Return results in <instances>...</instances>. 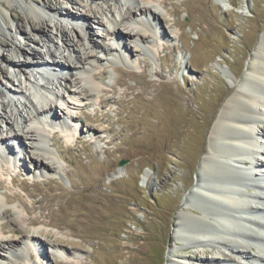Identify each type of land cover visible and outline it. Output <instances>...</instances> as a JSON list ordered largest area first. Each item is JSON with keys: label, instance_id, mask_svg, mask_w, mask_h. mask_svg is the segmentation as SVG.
<instances>
[{"label": "rangeland", "instance_id": "374dc122", "mask_svg": "<svg viewBox=\"0 0 264 264\" xmlns=\"http://www.w3.org/2000/svg\"><path fill=\"white\" fill-rule=\"evenodd\" d=\"M0 1L5 5L0 6V23L7 21L10 26L0 29L2 89L12 82L18 84L20 78L19 69L4 54L23 63L25 74L41 83L45 80L41 74L48 76L55 70L70 76L56 65L46 72L34 66V55L20 53V47L35 48L49 64L62 58L67 67L76 53L65 42L66 37H55L56 25L83 52L88 36L105 39V27L97 20L108 21L110 8L117 10L120 4L116 0H28L29 5L24 6L14 0L10 7L8 0ZM51 1L56 4L54 9L63 8L65 14L59 16L44 7ZM161 2L160 21L167 36L145 43L126 40L135 65L112 55L88 72L95 89L83 85V92H89L82 105L68 97L72 104L71 108L64 106L65 111L75 114L76 123L92 124L94 131L86 128L73 140L75 129L54 132L50 130L59 126L48 125L45 144L53 153V159L48 160L54 167L52 173L26 169L24 163L30 166V158L39 156V151L28 147L27 140L11 142L20 152L18 156L13 151L17 156L8 161L13 162H0V199L5 203L0 210V231L2 224L8 223L25 233L14 230L1 238L16 237L24 244L28 239L24 235H39L45 256L38 254L40 245L20 242L0 248V264H167L168 259L185 258L191 264H227L217 260L218 247H210L217 246L216 242H203L197 248L179 239L177 215L184 212L190 225L202 217L183 201L192 189L201 157L208 151L216 114L234 93L235 76L244 75L264 33V0ZM45 19L49 23L42 27ZM18 22L23 24V32L16 29ZM30 22H36L38 29L33 30ZM128 27L124 28H132ZM6 39L9 45L2 44ZM22 83L24 93L34 98L25 75ZM10 96L14 95L6 93V102ZM57 109L64 117V111ZM14 127L21 128L19 123ZM257 155L264 158L260 152ZM256 156L250 157L256 161ZM238 163L242 172L245 161ZM251 183L256 186L259 180ZM243 190L248 193L246 187ZM32 218L39 220L32 223ZM58 241L66 245L68 255L62 253ZM25 249L27 258L22 256ZM255 249H251L253 255L264 256ZM236 261L250 264L243 257Z\"/></svg>", "mask_w": 264, "mask_h": 264}, {"label": "bare ground", "instance_id": "6f19581e", "mask_svg": "<svg viewBox=\"0 0 264 264\" xmlns=\"http://www.w3.org/2000/svg\"><path fill=\"white\" fill-rule=\"evenodd\" d=\"M17 1L21 5H29L28 0ZM116 1L120 2L121 5H118L119 8L115 9L116 11H112L110 8L111 15L108 21L97 20L98 24L105 27L104 38L111 42H106L105 39H95L90 35L87 38L88 47L81 52L74 47L73 39L65 34L64 29L56 25L57 34L55 37H62V39L66 37L64 38L65 42L76 53L72 56L73 60L67 67L62 58L54 59L53 63L49 64L50 62L46 57H43L35 48L31 47L28 51L20 47V53L34 55V66L41 67L46 72L52 70L53 66L50 65H56L60 69L65 68L70 72V76L65 74L64 76L61 73L59 75L55 73L56 70L50 72L47 76L41 74V71L40 74L45 79L41 83L36 77L31 78L30 75L25 74L26 70L21 67L23 63L19 60L7 58V55L4 54V57L19 69L17 74L20 75V78H17L18 84L12 82L10 87L0 88V121L4 124L3 127L0 123L1 163H11L13 161H8L15 159V156H17L13 153V151L15 152L13 149L12 151L11 149L5 151L10 140L14 138L15 141L23 142V140H27L28 147L32 150L37 149L39 156L36 154L30 156V166L24 163V167L30 172L45 170L52 173L54 167L48 160L53 159V153L45 144L47 141V127L48 125H52V127L59 125L63 132H68L71 128L69 122L76 123L75 114L72 111H65L67 109L64 106L71 108L70 104L72 103L68 101V97L80 102L81 105L83 104V101H85L84 96L89 92L87 89L83 92L85 83L95 89V82L88 72L91 73L94 66L108 62L109 57L112 55L125 58V61L135 65L136 62L132 60L134 52L130 48L131 45H127L123 41L126 36L127 40L134 41L137 39L143 43L153 37L159 40L167 36L160 21L159 5H162L161 0H141L140 2L129 0L132 4L128 6L122 3L121 0ZM13 3L14 0H8V6L11 7ZM54 5L56 4L51 1L50 4H46L44 7L54 9ZM0 6L5 7L1 1ZM42 10L40 9V13H44ZM54 10L59 16L65 14L63 8ZM48 23L49 21L45 19L42 22V27H45ZM5 25L6 28L10 27L9 23L5 21L4 25L0 23V29L2 27V30H4ZM30 26L33 30L38 29L36 22H30ZM125 26L132 28L128 27L129 29H126ZM16 29L23 32V24L16 23ZM42 34L49 40L52 39V35L45 33L43 30ZM2 44L9 45L10 41L3 40ZM101 52L106 55H100ZM218 70L224 73L221 69L218 68ZM2 71L4 72V70ZM24 75L26 82L31 85V88L33 87L34 98L24 93L22 83V76ZM235 77L236 80L233 84L236 89L224 101L216 114L208 136V151L201 157L192 189L189 190L183 201L184 206L192 208L200 214L202 213V217L200 216L201 219L198 220V223L190 225L186 222L187 215L184 212H179L177 215V237L191 242L190 244L195 245L197 248L203 242H216L217 246L210 245V247H218L220 256L217 260H220L221 263L243 264L236 261V259L243 257L250 264H264V256H255L251 251L253 247V249L256 248L255 250L259 251L258 253H264V172H262L264 170L261 169L264 166V158L262 159L257 155L259 152L264 154V126L262 125L264 123V33L245 65L244 75L238 79L237 76ZM55 82L58 84L54 85ZM6 93H10L17 98L10 96L6 102ZM57 108L64 111V117ZM16 123L21 126L19 130L14 127ZM76 125L80 128V134L85 132L86 128L87 132L94 131L92 124L85 126L78 122ZM53 130L52 128L50 131ZM75 131L76 129L72 133L73 140H77L79 135ZM258 134L262 136L260 137ZM41 144L43 147H40ZM236 144L238 147H236ZM254 154L257 155L256 161L251 159V157H255ZM3 158H6L7 161ZM243 160L245 163L242 172H240L241 168L237 165L239 161ZM252 164L254 165L252 166ZM255 178L259 180L257 184L259 188L254 184L249 185ZM144 179L148 181L149 177L146 176ZM12 180L16 182L17 178L13 177ZM249 186H252L254 191L247 193L243 188ZM10 199V196H6V200ZM3 204L5 203L1 200L0 210ZM38 220V218H32L31 222L34 223ZM1 230L0 248H11L14 247L15 243L20 242L23 244V239L20 240L16 237L2 239L1 234H7L14 230L23 234L25 230L19 229L18 226L17 228L9 226L8 223L2 224ZM24 237L28 238L25 239L26 245L38 244L39 246L41 243L44 244L39 235L27 234ZM56 244L60 245L63 254L68 255L69 251L65 248L66 245L61 244L60 241ZM41 248L40 245L38 254L40 257H44L45 250H41ZM24 255L25 257L28 255L27 249H25L22 256L24 257ZM167 264H191V262L186 258L179 261L168 259Z\"/></svg>", "mask_w": 264, "mask_h": 264}, {"label": "water", "instance_id": "95a60500", "mask_svg": "<svg viewBox=\"0 0 264 264\" xmlns=\"http://www.w3.org/2000/svg\"><path fill=\"white\" fill-rule=\"evenodd\" d=\"M125 163V161H122L120 164L123 165Z\"/></svg>", "mask_w": 264, "mask_h": 264}]
</instances>
